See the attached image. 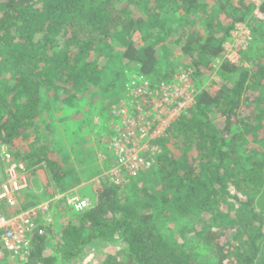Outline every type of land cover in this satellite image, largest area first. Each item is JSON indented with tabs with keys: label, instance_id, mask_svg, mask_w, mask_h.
<instances>
[{
	"label": "trees",
	"instance_id": "trees-1",
	"mask_svg": "<svg viewBox=\"0 0 264 264\" xmlns=\"http://www.w3.org/2000/svg\"><path fill=\"white\" fill-rule=\"evenodd\" d=\"M242 5L240 0H0V142L23 163L28 181L29 173L45 166L49 183L63 188L64 174L43 141L51 144L40 105L44 89L63 92L64 105L78 109L82 95L101 84L106 100H117L123 88L115 82L123 74L148 78L158 89L172 83L180 65L210 69L219 61L220 83L197 93L189 113L158 139L155 164L124 186L100 188L83 213L59 212L63 205L54 203L62 222L39 225L45 232H35L23 264L75 262L94 244L113 241L121 249L106 255L103 264H264V223L251 200L261 201L264 190V99L258 96L264 89V0L262 20ZM165 12L179 13L177 24L162 20ZM235 23L250 24L249 53L243 63L220 61ZM121 60L126 64L116 69V79H100ZM245 87L252 94L242 97ZM143 184H152L153 192ZM21 194L32 199L29 191ZM26 203L24 209L36 205ZM166 221L187 225L189 238L175 228L161 234ZM176 235L175 242L186 240L172 246Z\"/></svg>",
	"mask_w": 264,
	"mask_h": 264
},
{
	"label": "rangeland",
	"instance_id": "rangeland-1",
	"mask_svg": "<svg viewBox=\"0 0 264 264\" xmlns=\"http://www.w3.org/2000/svg\"><path fill=\"white\" fill-rule=\"evenodd\" d=\"M240 1H242V6H247L248 12H250L252 16L259 20L263 19V15L259 12V6L262 0ZM161 16L162 20L165 19L171 24L172 22H178L177 19L179 17V13L165 12ZM238 24L240 23H235L233 28H231L228 32L226 42L223 44L224 48H226V52L223 55L224 57L221 56L220 61L226 59L230 60L226 57L228 56L229 58H231V60L234 61H231V63H243V61H245L244 55L246 57L249 53L248 50V52L245 54L247 49L244 50V46L242 44L240 45V38L235 35L234 28H236L235 26ZM246 25L248 28H250V24L246 23ZM112 53L114 54L116 53V51L112 50ZM260 55L262 58H264V52H260ZM124 63L126 64L125 61L121 60V66H108L106 72L104 73V77L100 79H108L107 82L113 81L117 76L116 69H123ZM112 64L113 63H111V65ZM218 64L219 61H215L210 69H204L203 67H199L197 70L193 68L187 69L189 77L186 80L184 88L187 95L186 98L188 99L186 103H184L181 110H177L176 106L178 105L173 104V106L167 110L166 116L173 114L176 118H179L180 116L188 114V110L194 105L195 96L197 95V93H199L201 90L210 92L212 89H214V87H216L220 83V77L218 76ZM179 67H182L184 69V66L180 65L177 67V71L179 70ZM120 78V83L118 80L115 83L116 87L118 86V84L122 85L123 92L119 93L121 94V96H118L117 100L112 101L111 103L106 100V94L104 92L105 89L103 84H101V88L92 89L90 90V92L86 93V95H82V98L79 97L81 96V94L78 95L77 98H80L81 100L79 106H75L78 109H73L72 106L68 108L67 104L64 105L63 100H65L66 98L65 94H63V92L61 91H58L56 94H52L50 90L44 89L43 94L40 93V105L44 110L43 114L45 116V121L49 127V129L46 130V136L50 138L51 144L46 140L43 141L45 142V147L49 148L48 156L51 160L59 163L61 171L64 174V180L62 182L63 188L61 190L59 188H56L55 184L51 181L49 183L48 178L50 176V173L48 169L45 168V166L42 168H40L41 166H38L33 173H29V192L32 195V199L29 200L24 198V194H21L19 197L16 195V205L12 208V210L7 209V207L3 203H0V212L5 210L7 211L6 214L19 213L21 212V210L23 211L24 204L29 205V203L26 202L30 201L31 205L36 204L37 206L48 202V214L44 216H38L37 221H43V218L47 217L50 221L45 225L55 226L56 223L58 224L59 222H62L63 217L59 216L58 214H54V203L63 205L61 211L59 212L72 211L67 203L68 193L73 194V196L75 197H82L88 200H92L93 203L95 202L96 192L109 183L103 172L107 169V167L105 168V164H108V162L110 161L111 153L108 150L110 140L114 139L115 137V127L120 126V120L117 117L112 116L107 108L110 109L111 106H115L120 102L128 103V107H134L136 101L133 94L135 90H133L130 83V74H123L120 76ZM125 82L128 87H125ZM174 82V85H176L177 87H180V85L182 84L175 77L173 78L172 83ZM248 86L249 85H247L246 87ZM245 88L242 90V97L252 94L250 89ZM258 96H261L264 99V89L259 91ZM148 102V100L145 101V103L147 104ZM131 103H133V105ZM69 105H72V100L70 101ZM101 109H103V113H100ZM142 113L143 116L139 115L138 118L132 115V119L137 118L139 120L140 118H142L144 126L147 123L153 126L155 121L154 112L152 110L143 109ZM167 120H169V118ZM39 123H41V121ZM37 128H39L38 125ZM142 140L143 142L147 141V136ZM25 143L26 142H24V144ZM155 161L153 164H155ZM42 165H44V163ZM1 177L2 174L0 171V179ZM73 183L79 185L77 191L69 187V185ZM143 187L147 188L150 192H153L154 190L152 184H145ZM259 195H261V201L257 200L253 196L251 197V200L254 208L259 213V218L264 223V190ZM231 206H229L230 211H228L225 216L229 217V212L233 211V208ZM67 208L70 210H68ZM166 222L167 224L164 222L161 227L159 226V231L161 232V234L166 235L168 230L170 231L175 228V230L180 229L183 232L182 236L180 237L186 236V238H189L188 234H190L191 229H188L187 225L181 226L177 225V222ZM177 236L178 235L175 236V239L173 238V241L171 240L170 244L172 246L179 245L181 242H184L186 240V238L184 240L178 239L177 242H175V240L179 238ZM119 248L121 249V245L117 241H113L108 244H94L93 247H90L83 253H81V255L74 260L75 262H67L65 264H103L102 260L105 258V256L108 254L113 255V253H117V251H119ZM50 251L51 250L46 249L45 253H51ZM5 264L19 263L7 262Z\"/></svg>",
	"mask_w": 264,
	"mask_h": 264
},
{
	"label": "built area",
	"instance_id": "built-area-1",
	"mask_svg": "<svg viewBox=\"0 0 264 264\" xmlns=\"http://www.w3.org/2000/svg\"><path fill=\"white\" fill-rule=\"evenodd\" d=\"M235 27V35L240 38V45L242 44L245 50L252 39L249 28L246 23H240ZM224 51L226 52V48ZM226 57L230 59H226L227 61L234 62L228 56ZM174 77L182 83L180 87L174 85V82L162 83L158 89H153L148 78L132 74L130 83L135 90L133 93L136 99L134 107H128V103L120 102L109 109L110 114L120 120V126L115 127V137L110 140L108 147L111 153L110 161L106 171L103 172L108 184L126 185L131 179L137 178L141 171L149 169L161 153L159 140L166 136L168 128L178 119L173 114L166 116L167 110L173 104L178 105L177 110H181L188 99L184 88L189 77L187 70L180 68ZM147 100L148 104L145 103ZM143 109L154 112V127L149 123L144 126L142 118L137 119L139 115L143 116ZM132 115L137 118L132 119ZM146 136L147 141L143 142L142 139ZM0 171L2 174L0 203L6 204L7 209L12 210L16 205V195L26 190L29 191L30 185L23 163L16 160L7 146L1 142ZM67 203L71 210L78 214L90 209L94 204L92 200L75 197L69 193ZM48 207L49 203L46 202L40 206L21 210L19 213L0 214V264L7 262L23 264L28 261L32 237L36 231L38 234L45 232L39 228L40 222L47 224L50 221L47 217L43 218V221H37V217L48 214Z\"/></svg>",
	"mask_w": 264,
	"mask_h": 264
},
{
	"label": "crops",
	"instance_id": "crops-1",
	"mask_svg": "<svg viewBox=\"0 0 264 264\" xmlns=\"http://www.w3.org/2000/svg\"><path fill=\"white\" fill-rule=\"evenodd\" d=\"M107 166H108V165H106L105 168H106ZM80 175H81V173H80ZM1 179H2V177H1ZM1 179H0V181H1ZM69 187H70V188H73V190L77 191V189L79 188V185L73 183V184L69 185Z\"/></svg>",
	"mask_w": 264,
	"mask_h": 264
}]
</instances>
